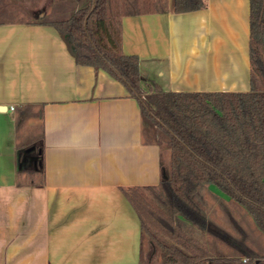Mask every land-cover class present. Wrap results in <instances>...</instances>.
<instances>
[{
  "label": "crops",
  "instance_id": "crops-1",
  "mask_svg": "<svg viewBox=\"0 0 264 264\" xmlns=\"http://www.w3.org/2000/svg\"><path fill=\"white\" fill-rule=\"evenodd\" d=\"M87 1L0 0V13L31 15L0 18V264H164L141 260L140 219L122 190L158 184L164 149L146 141L126 86L78 64L69 39L40 22ZM207 2L123 17L122 49L139 57L145 90L250 89V0ZM39 145L45 183L20 186L18 172L41 165Z\"/></svg>",
  "mask_w": 264,
  "mask_h": 264
},
{
  "label": "trees",
  "instance_id": "trees-1",
  "mask_svg": "<svg viewBox=\"0 0 264 264\" xmlns=\"http://www.w3.org/2000/svg\"><path fill=\"white\" fill-rule=\"evenodd\" d=\"M207 4V0H173L176 13L201 10ZM168 10L169 0H88L70 17L40 22L69 39L78 64L101 68L121 81L137 99L144 124L153 130L155 138L146 141L170 149L158 184L122 188L140 219L141 260L264 264V253L245 240L249 233L240 228L243 239L233 240L211 218L208 199L216 198L238 227L228 201L243 208L264 234V0H250L248 91H164L156 84L147 91L142 87L139 57L122 49V19ZM32 130L37 140L40 126ZM39 146L41 165L20 170L18 185L45 183L44 152ZM211 185L228 198L212 191ZM208 236L226 242L239 255L209 247Z\"/></svg>",
  "mask_w": 264,
  "mask_h": 264
},
{
  "label": "rangeland",
  "instance_id": "rangeland-1",
  "mask_svg": "<svg viewBox=\"0 0 264 264\" xmlns=\"http://www.w3.org/2000/svg\"><path fill=\"white\" fill-rule=\"evenodd\" d=\"M78 5H83L82 3ZM20 10H9L5 12L0 13V18L3 19H22V18H28L31 17L29 12L24 9L23 6H19ZM23 11L25 13H23ZM69 14L68 16H70ZM50 18H58L57 16L50 15ZM67 17V16H66ZM144 136L147 139H154V134L152 128L144 124ZM164 149V160L167 163L169 159V151L170 149L166 146H162ZM211 190L220 194L223 198L227 199L228 197L222 193L217 186L211 185ZM210 205H211V218L215 220L216 223H218L220 226H222L232 237L233 240H242L243 239V232L240 230L242 228L244 231L249 233L248 238H246V242L254 249L255 251L264 253V234L257 228L253 218L241 207L238 205H235L228 201L229 208L236 219V221L239 223V227L237 224L232 222V220L229 218L228 214L225 211V208L218 203L216 198L213 196H208ZM207 243L209 247L217 246L220 250H222L225 253L232 254V255H239L238 252L227 244L226 242H223L222 240H214L212 236H208ZM148 243H146V250H148ZM242 250H247L246 247H242ZM249 257L245 256L244 259L248 260Z\"/></svg>",
  "mask_w": 264,
  "mask_h": 264
},
{
  "label": "built area",
  "instance_id": "built-area-1",
  "mask_svg": "<svg viewBox=\"0 0 264 264\" xmlns=\"http://www.w3.org/2000/svg\"><path fill=\"white\" fill-rule=\"evenodd\" d=\"M11 109H12V110H14V109H15V107H14V106H12V107H11ZM244 261H246V259H244Z\"/></svg>",
  "mask_w": 264,
  "mask_h": 264
}]
</instances>
